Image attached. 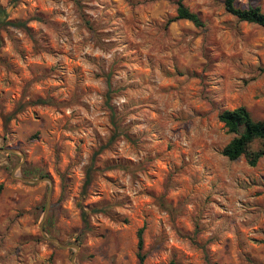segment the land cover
I'll return each mask as SVG.
<instances>
[{
    "label": "rangeland",
    "instance_id": "374dc122",
    "mask_svg": "<svg viewBox=\"0 0 264 264\" xmlns=\"http://www.w3.org/2000/svg\"><path fill=\"white\" fill-rule=\"evenodd\" d=\"M182 1L201 28L177 0H0L24 23L0 30V264H138L141 227L143 264H264V156H223L218 119L264 120V28Z\"/></svg>",
    "mask_w": 264,
    "mask_h": 264
},
{
    "label": "trees",
    "instance_id": "16d2710c",
    "mask_svg": "<svg viewBox=\"0 0 264 264\" xmlns=\"http://www.w3.org/2000/svg\"><path fill=\"white\" fill-rule=\"evenodd\" d=\"M18 0H11L15 4ZM79 5L80 0H75ZM224 7L227 12L234 15L238 20L248 23H254L264 28V11L258 5H249L240 7L236 5L235 0H223ZM9 12L6 7L0 4V30L8 25L22 26L24 23L19 20H9ZM176 19H185L190 21L195 27L201 28L203 20L200 15L192 11L182 0H177L176 15L170 21ZM88 24V21H86ZM1 42V37H0ZM108 92L112 90L111 84L108 82ZM42 102V100L38 101ZM218 119L223 123L228 133L234 136L222 147L221 154L229 160H235L243 156L250 166L256 165L257 161L264 156V120L255 118L249 109L244 105H239L232 109H223L218 114ZM113 126L117 129V122L113 119ZM116 137L113 133L109 142ZM258 143L257 148H253V144ZM90 170L86 173V180L83 185V194L90 183ZM2 185L0 184V189ZM81 218L84 227H88V216L91 211L83 205H79ZM96 210V209H95ZM143 228L137 230V257L138 264H143L145 253L143 251ZM264 240V239H263ZM172 264V263H169Z\"/></svg>",
    "mask_w": 264,
    "mask_h": 264
},
{
    "label": "water",
    "instance_id": "95a60500",
    "mask_svg": "<svg viewBox=\"0 0 264 264\" xmlns=\"http://www.w3.org/2000/svg\"><path fill=\"white\" fill-rule=\"evenodd\" d=\"M21 178H23V179H25V180H27V181H31V182H37V181L39 180V179H33V178H24V177H21ZM49 195H50V193H49ZM49 195H48L47 204H46V207H45L44 217H45V215H46V213H47V209H48V205H49ZM44 217H43V219H42V221H41V223H40V225H39V227H40V231H41L42 233H44V229H43V220H44ZM44 236H45V235H44ZM45 237H46L47 239L51 240V241L56 242V243H57L58 245H60V246H64V245L59 241V239H57V238L49 237V236H45ZM74 257H75V255H73V256H72V259H71V261H72L73 264H75Z\"/></svg>",
    "mask_w": 264,
    "mask_h": 264
}]
</instances>
